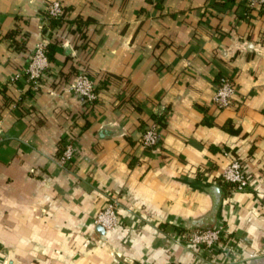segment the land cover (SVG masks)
Segmentation results:
<instances>
[{
    "label": "crops",
    "instance_id": "1",
    "mask_svg": "<svg viewBox=\"0 0 264 264\" xmlns=\"http://www.w3.org/2000/svg\"><path fill=\"white\" fill-rule=\"evenodd\" d=\"M50 1L0 0V264H264V5L59 0L49 25ZM40 40L53 49L32 91L24 70ZM80 71L92 104L65 89ZM221 76L235 92L217 109ZM231 158L242 190L220 180ZM109 195L118 221L99 233ZM217 224L210 248L183 242Z\"/></svg>",
    "mask_w": 264,
    "mask_h": 264
},
{
    "label": "built area",
    "instance_id": "2",
    "mask_svg": "<svg viewBox=\"0 0 264 264\" xmlns=\"http://www.w3.org/2000/svg\"><path fill=\"white\" fill-rule=\"evenodd\" d=\"M250 5H264V0H248ZM45 18H57L62 14V4L59 0L50 1L45 7ZM45 45L43 40L36 42L33 46L28 63L24 70V79L30 83L32 91H36L39 86V79L43 70L48 65L45 55ZM19 74H15L13 79L18 78ZM65 89L73 95L81 99L85 104H92L96 99L94 82L91 77L80 71L67 83ZM235 92V84L231 77L221 76L215 86L214 93L211 98L212 105L217 108H225L230 102ZM159 120L152 118L151 121L143 128L140 135V144L142 147L148 148L156 144L158 140ZM73 138H69L64 142L60 153L54 158V163L60 168H66L72 156ZM220 180L231 186L233 190H242L247 186L248 180L244 174L240 161L231 158L223 167L220 173ZM118 207V197L115 195L107 196L105 203L97 210L93 219V227L99 226L103 232L112 230L118 221L116 209ZM95 232V230L93 229ZM223 231V225L217 224L211 228L193 229L188 231L183 242L190 246H202L210 248L220 238ZM89 239H85L84 244Z\"/></svg>",
    "mask_w": 264,
    "mask_h": 264
},
{
    "label": "trees",
    "instance_id": "3",
    "mask_svg": "<svg viewBox=\"0 0 264 264\" xmlns=\"http://www.w3.org/2000/svg\"><path fill=\"white\" fill-rule=\"evenodd\" d=\"M62 12H63V11H62ZM61 16H62V14H61L59 17H57V18H51V19H49V20H48V21H49V22H48L49 25H55V24H57L58 21L60 20ZM52 49H53V43H47V44L45 45V55H46V58H47L48 60L51 59Z\"/></svg>",
    "mask_w": 264,
    "mask_h": 264
},
{
    "label": "water",
    "instance_id": "4",
    "mask_svg": "<svg viewBox=\"0 0 264 264\" xmlns=\"http://www.w3.org/2000/svg\"><path fill=\"white\" fill-rule=\"evenodd\" d=\"M95 229L99 232V233H103V229L99 226H95Z\"/></svg>",
    "mask_w": 264,
    "mask_h": 264
}]
</instances>
